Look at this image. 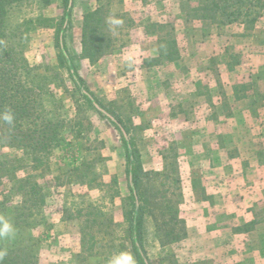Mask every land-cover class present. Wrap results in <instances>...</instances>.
<instances>
[{
    "label": "rangeland",
    "instance_id": "obj_1",
    "mask_svg": "<svg viewBox=\"0 0 264 264\" xmlns=\"http://www.w3.org/2000/svg\"><path fill=\"white\" fill-rule=\"evenodd\" d=\"M104 1L113 13L126 12L133 24L125 27L122 21L112 26V52L96 64L80 58V39L83 14L100 1L71 0L68 9L64 0H50L48 5L23 0L8 8L7 40L34 67L30 78L43 89L38 111L53 122L59 137L48 157V168L34 170L26 152L1 142L6 143L8 136L0 130V215L16 229L14 238L0 240V247L20 249L36 264H108L122 251L134 256L123 216L130 196L128 144L118 126L94 107L89 96L106 112L113 111L122 123L108 113L128 128V142L139 152L147 171H162L174 163L180 172L182 155L174 129L182 123L173 112L184 111L198 137L213 127L217 132L215 163L223 165L231 156L237 158L234 162L253 165L243 170L250 179L239 184L246 194H235L236 216L231 222H247L256 208L263 207L250 198L249 191L255 190L249 184L258 175L255 165L264 160V10L251 32L243 31L238 23L217 28L188 19L185 9L197 0ZM152 23L169 25L165 32L174 34L180 56L140 74L139 83L133 72L136 59L157 53L158 34L152 32ZM61 42L71 56L68 67H74L85 86L77 87L68 69L60 66ZM242 83L250 84L248 92L238 93L247 98L235 101L233 89ZM159 85L168 89V107L159 100L153 105L142 93L156 94ZM226 132L231 136L228 142ZM194 162L200 164L198 156ZM206 197L205 224L211 228L222 224L224 206ZM89 205L114 221L110 236L97 244V254L91 257L81 254V219L76 214ZM190 211L183 208V212ZM152 221L146 217L143 227V245L151 264H256L264 256L246 234L235 238L233 248L225 247L220 253L214 248L200 249L193 240L163 247Z\"/></svg>",
    "mask_w": 264,
    "mask_h": 264
},
{
    "label": "trees",
    "instance_id": "obj_2",
    "mask_svg": "<svg viewBox=\"0 0 264 264\" xmlns=\"http://www.w3.org/2000/svg\"><path fill=\"white\" fill-rule=\"evenodd\" d=\"M23 0H0V114L10 110L14 116L12 123L0 119V130L4 129L8 136L6 143L11 147L20 148L31 158V168L47 167L51 150L58 144L56 130L53 122L38 111L43 89L36 85L30 74L31 66L23 52L8 42L7 17L8 8L12 4ZM48 5L50 0H41ZM99 5L87 11L82 16L80 58L87 59L91 64L98 63L103 57L110 54L113 49L112 24L110 19H119L125 27H130L133 21L126 12L113 13L105 1L98 0ZM68 5L69 0H64ZM188 19L199 20L207 25L227 26L238 23L243 31L252 30L264 10V0H197L188 9H185ZM63 16L58 28V35L64 23ZM153 33H157V56L147 57L146 66L169 63L179 59L180 53L174 34L165 32L169 27L163 23H152ZM164 30V32H163ZM163 32V33H161ZM71 56L65 45L60 47L59 64L66 67L77 87L84 85L83 79L68 67L67 59ZM230 66V65H229ZM232 69V67H230ZM85 86V85H84ZM250 89L249 83L235 86L233 95L236 100L246 98ZM244 91L243 95L238 94ZM88 99V96L81 93ZM120 123L121 119L111 110H108ZM127 133L129 130L125 127ZM124 140V139H123ZM125 142V141H124ZM131 154L126 146V173L130 196L127 198L128 206H124V219L127 223V233L134 253L136 263L144 264L138 252L137 244L144 257L151 264L143 245V227L146 217H150L156 225L158 242L167 246L184 240L187 236L186 223L180 216L182 202V185L178 167L173 163L162 171L144 170L139 152L130 141ZM132 158V160H131ZM136 200L138 205L136 206ZM253 218L233 228L235 233H247L255 225L264 221V209L256 208ZM81 219L80 243L81 254L91 257L97 254V244L110 236V228L114 225L112 217L98 211L93 205L86 209L76 211ZM16 222L19 218L16 215ZM5 249V247H0ZM7 255L3 264H36L20 249L6 248Z\"/></svg>",
    "mask_w": 264,
    "mask_h": 264
},
{
    "label": "crops",
    "instance_id": "obj_3",
    "mask_svg": "<svg viewBox=\"0 0 264 264\" xmlns=\"http://www.w3.org/2000/svg\"><path fill=\"white\" fill-rule=\"evenodd\" d=\"M259 19L255 23L254 28L249 31L255 32L254 30L255 27H257L256 24ZM154 56H157V53L150 57ZM146 58L147 57H142L140 60L136 59L138 66L134 68L133 72L136 73L135 79L138 80L139 83L142 82V80H140V74L146 73L147 70L150 69L162 67V64L146 66L144 64ZM159 86L162 91L159 90L156 94L152 91L147 94L145 90H143L142 93L145 94L144 96L151 99L153 105L159 100V103L168 107L170 101L168 94H166L168 89H165L162 85ZM233 100L239 101L242 99L236 100L233 95ZM173 113L174 117L182 123L178 125L179 128L176 127L174 130H177V141L180 143L179 153L182 155V161L180 162V177L183 196L180 204V216L186 223L187 236L184 240H193L198 244V248L200 247V249L209 250V248H214L217 253H220L221 250H225V247L233 248L234 241L236 240L235 238L241 234H246L248 237L252 238L251 244L264 252V221L256 224L254 229L247 233H235L233 228L238 226V224L231 222L233 217L236 216L233 206L234 196L235 194L242 195L246 192L239 184H243L247 178L250 179L248 173H244L243 170L246 171L253 165H246L247 163L244 161H242L243 164L241 161L234 162L237 158L231 156L226 157L223 165H218V163L214 162L216 159L215 147L217 146L216 130L210 126L207 129V135L200 132L201 136L198 137V133L194 131V127L190 124L184 111H176ZM230 118L232 119V116H230ZM226 120L228 119L226 118ZM196 121L197 120H195V122ZM261 121H264V115L261 117ZM207 126H209V124ZM169 127L174 128L175 126L170 124ZM224 137L226 142L231 139L230 134H227V132L224 133ZM240 151L241 154H244L242 149ZM193 155H195V159L197 156L200 159V164L198 166L194 162L195 159L191 158ZM211 158L213 160L212 162ZM240 159L243 160L244 158L240 156ZM255 166L258 175L251 178L252 184L249 185L254 186L255 192L249 191L252 194L250 198L259 206H263L258 208L264 209V160ZM239 172H242L241 178L239 177ZM206 196H211L212 198H210V201L213 203L219 202L224 206V210L222 211L223 215L220 214L223 220L222 224H216L211 226V228L207 227L205 224V220L208 219V211L206 210L208 208L205 204L209 201ZM247 196L248 194L246 198ZM246 198H242L241 200L243 201ZM184 207L192 211H190V213L183 212ZM192 207H197V209H192ZM253 233H256V235L252 236L251 234ZM229 250L231 251V249ZM260 257L262 260H257L256 264H264V256L260 255Z\"/></svg>",
    "mask_w": 264,
    "mask_h": 264
},
{
    "label": "clouds",
    "instance_id": "obj_4",
    "mask_svg": "<svg viewBox=\"0 0 264 264\" xmlns=\"http://www.w3.org/2000/svg\"><path fill=\"white\" fill-rule=\"evenodd\" d=\"M109 23L112 25H119L122 23L119 19H110ZM0 119L5 122L12 123L14 116L10 110L0 114ZM16 229L12 222L5 216L0 215V240H11L15 236ZM7 255V249H0V264H3L4 257ZM108 264H136L133 254L129 251H122L110 258Z\"/></svg>",
    "mask_w": 264,
    "mask_h": 264
},
{
    "label": "water",
    "instance_id": "obj_5",
    "mask_svg": "<svg viewBox=\"0 0 264 264\" xmlns=\"http://www.w3.org/2000/svg\"><path fill=\"white\" fill-rule=\"evenodd\" d=\"M71 7V0H69V4H68V9ZM63 44H62V42H61V46H62ZM68 63H69V65L71 66V63H70V61H68ZM83 92L85 93V94H87L86 93V91H84L83 90ZM89 98L92 100V103H93V105H94V107L99 111V112H101L103 115H105L106 117H108L115 125H117L118 126V128L120 129V131H121V133H122V136L124 137V139H125V141L127 142V144H128V148H129V153L131 154V148H130V146H129V142H128V135H127V133H126V131H125V129L123 128V126L112 116V115H110L108 112H106L102 107H100V105L99 104H97L90 96H89ZM131 160H132V158H131ZM138 205V202H137V200H136V206ZM137 249H138V252L140 253V255L142 256V259H143V262H144V264H148V261H147V259L144 257V255H143V253H142V250L140 249V247L138 246V244H137Z\"/></svg>",
    "mask_w": 264,
    "mask_h": 264
}]
</instances>
